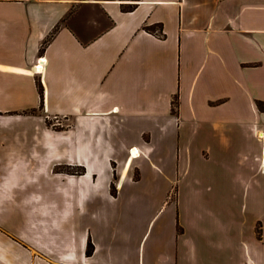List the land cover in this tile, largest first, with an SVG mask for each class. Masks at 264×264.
I'll return each mask as SVG.
<instances>
[{"label":"crops","instance_id":"obj_1","mask_svg":"<svg viewBox=\"0 0 264 264\" xmlns=\"http://www.w3.org/2000/svg\"><path fill=\"white\" fill-rule=\"evenodd\" d=\"M130 3L0 0V99L14 104L17 112L41 109L44 115L16 116L35 128L37 153L29 161H16L14 166L26 168L23 174L10 170L27 186L51 175L62 189L58 204L33 194L18 201L13 186H5L2 203L18 204L25 224L13 229L0 215V264H197L201 251L223 250L220 241L200 248L189 238L200 228L207 238L209 227L221 240L226 234L222 224L208 226L204 212L191 215L193 198L204 187L195 182L187 160L196 154L192 88L205 73L207 87L232 85V97H207L204 106L208 112H221L230 103L235 108L221 115L238 128L245 165L223 189L242 191L244 204H252L256 216L254 248L245 246L242 264H264V160L259 152L264 145L259 105L264 102V0H140L134 11L123 12L122 5ZM72 19L85 33L69 24ZM156 25L163 30L145 29ZM57 26L58 33L42 51ZM38 64L41 75L34 74ZM194 67L187 94L182 91L184 72ZM45 116L68 118L74 127L48 131L41 143L35 123ZM131 150L139 157L130 158ZM197 152L205 156V150ZM135 159L140 180L128 176ZM113 162L122 174L115 195ZM60 164L80 166L85 174L64 182L51 173ZM141 184L155 190L142 198L147 215L141 222L135 207L139 199L132 198L130 213L93 211L84 220L86 204L116 203L129 185ZM156 227L160 232L154 236ZM19 237L28 248L14 240ZM120 240L126 244H113ZM135 241L139 243L131 246ZM90 243L94 252L89 256Z\"/></svg>","mask_w":264,"mask_h":264},{"label":"rangeland","instance_id":"obj_2","mask_svg":"<svg viewBox=\"0 0 264 264\" xmlns=\"http://www.w3.org/2000/svg\"><path fill=\"white\" fill-rule=\"evenodd\" d=\"M129 2H132L130 4L135 3L134 1ZM97 16L100 17L98 13ZM73 19L69 20V24L76 27V29L80 30V33L83 34V25L76 26V23L74 22L75 20ZM104 25L106 24L103 23L101 29H104ZM196 71V67H194L191 71L188 69L185 70V77L182 83V91L184 93L189 94ZM205 74L202 76L200 81L197 80L192 88V103L196 108V116L191 120L192 123H194L193 127L195 128L194 145L196 147H194L193 153L196 154H193L192 159L187 158V160H189L188 166L191 168V174L196 177L195 179H197V181H194H201V184L198 183V185H204L205 188L203 186L202 188L200 187V191L203 194L197 199L193 198L194 206L192 210L194 212H191V215L192 213L195 214L197 211L204 212V214L207 215V225L209 226L213 223L222 224L226 234L225 238L221 240L220 237H218L216 231L211 232V228L209 227L208 230L210 229V236H207V238L203 233L204 229L201 228L195 231L193 230V232L189 235V238H193L192 243L198 244L200 248L203 246L205 247L206 243H209L211 240L213 242L220 241L224 244V249L221 251L211 250L210 248H207L204 252L201 251L200 256H202V258L199 259L197 264H242V251L245 249V246L249 245L251 249L254 248V227L256 216L252 209V204H244L247 202L243 200L242 191H240L239 195V190L232 187L230 189H223L227 188L226 185L223 184H225L226 181L227 183H232L237 180L238 171L243 170L244 168V156L246 153L244 147H242V139L239 138L237 126L227 125L226 120L223 121V119L226 118V115H221V112L234 111L235 108H232L233 104L231 105L230 103V105L224 108V110H221V112H208L206 110L207 108L204 106V100L207 99V97L218 98L223 95L232 97L234 95L232 92V85L226 87H207V85H205ZM4 103L5 101L0 99V215H2V218L4 217V221L8 224V226L15 229L20 224L24 225L25 222L24 220H21L18 204L2 203L3 200L5 201V188L8 185L13 186L15 189L14 192L16 194V198H18V201H21L24 198L27 199L33 194L43 202H57L58 204L59 201L56 199V196L61 194L59 192L62 191V189L60 184L55 179H53L51 175L39 176L37 182L31 184L30 186L23 184L17 179V177L15 179V176H12L11 170H18L17 174L21 175L24 172L23 170L26 169H20L14 166V164L17 163V160L23 158L25 161H29L31 160L32 153H37V141L33 137L35 128L31 123L27 122V120H19L16 118V116L18 115L24 117L32 115H44L42 114L43 111L41 109L35 111L17 112L19 109H15L14 104L9 102H7V104ZM210 105H215V102H210ZM259 105L261 110H264V102H260ZM178 106L179 100L177 99V105L173 107V111L175 113ZM215 108H221V106H217ZM45 118L46 119L44 122L41 123L38 121V123H35L37 127L38 138L41 143H43L42 140L45 139L48 131L61 133L67 132L74 127V124L68 120V118L51 116H45ZM181 143L186 144L187 140L182 138ZM198 149L200 151L205 150V156L202 157L201 155H198ZM259 152L261 154V158L264 160V145L263 147L259 148ZM158 158H156V160ZM139 159H135L132 162V170L128 175L134 180H140L141 178V172H139V169H136ZM181 162V164H183L185 160H182ZM155 163L160 164V162ZM48 165L51 164L48 163ZM116 168L117 163L113 162V169L115 171L113 172L112 176L111 191L114 195L118 191L117 183L122 178V174L117 171ZM135 169L137 171H135ZM51 173L54 176L60 175V180L65 182L70 176H82L85 174V169L71 164H60L54 166V169ZM99 179L103 181L104 178L102 173ZM208 184L213 185V190H211L210 187L208 188ZM229 185L233 186L231 184ZM153 190L154 189H151L148 185L144 184L132 186L129 185L126 190L118 197L116 203L102 202L100 204V202H97L86 204L83 207V211H85L86 215L84 220L89 219L88 216L91 215L93 211L99 213H110L112 211L118 212L120 214L130 213V204H128V201L132 198L139 199V202H136L135 207H137L136 212L138 219H140L141 222L142 217L147 215L146 203L141 202L142 198H147ZM162 190H160L159 193ZM163 191L165 192V190ZM66 200L67 199H64V201ZM21 209L25 212V209L22 207ZM125 225L126 223L122 225L123 233L128 238L129 230ZM142 229L141 227H138V231L141 233L140 235H142ZM217 229L220 231L219 228ZM257 230L260 232V228ZM159 232L160 230L156 227L153 235L157 236ZM14 240L18 242L23 248L29 247V243L20 237L14 238ZM107 242L108 245L111 244L110 241ZM114 243H116L117 246H123L126 244V242L122 240L117 242L113 241V244ZM138 243V241L130 242L131 246L137 245ZM149 248L150 245L147 247V262L149 261L148 258L150 255ZM156 248H159V244H157ZM159 252L160 251L158 249L157 253Z\"/></svg>","mask_w":264,"mask_h":264},{"label":"trees","instance_id":"obj_3","mask_svg":"<svg viewBox=\"0 0 264 264\" xmlns=\"http://www.w3.org/2000/svg\"><path fill=\"white\" fill-rule=\"evenodd\" d=\"M120 1H134L135 3L134 4H128V5H122V11L123 12H132L134 11L136 8H137V2H139L140 0H120ZM128 6V7H126ZM59 28L60 26H57L55 28V30L51 33L50 37L44 42L43 46H42V51L47 47V45L50 43V41L56 36V34L58 33L59 31ZM146 30L148 31H152V32H156L157 29H160L161 31L163 30V26L162 25H156V26H153V27H146L145 28ZM161 36H164V34L161 32ZM41 94H43V92L41 91ZM174 106L177 105V98L174 100V103H173ZM94 252V246L90 243L89 244V247H88V250H87V255H92Z\"/></svg>","mask_w":264,"mask_h":264},{"label":"bare ground","instance_id":"obj_4","mask_svg":"<svg viewBox=\"0 0 264 264\" xmlns=\"http://www.w3.org/2000/svg\"><path fill=\"white\" fill-rule=\"evenodd\" d=\"M43 61V60H40ZM36 70H38L39 72L42 70L41 67H37ZM139 157V153L136 150H131L130 152V158H138Z\"/></svg>","mask_w":264,"mask_h":264},{"label":"built area","instance_id":"obj_5","mask_svg":"<svg viewBox=\"0 0 264 264\" xmlns=\"http://www.w3.org/2000/svg\"><path fill=\"white\" fill-rule=\"evenodd\" d=\"M16 1H18V2H30V1H33V0H16ZM42 60V59H41ZM40 61V60H39ZM36 67H40V64H38ZM43 70V69H42ZM43 72L41 71V72H39L38 70H35L34 71V74L35 75H41Z\"/></svg>","mask_w":264,"mask_h":264}]
</instances>
